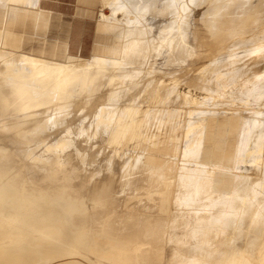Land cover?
<instances>
[{
    "label": "bare ground",
    "instance_id": "1",
    "mask_svg": "<svg viewBox=\"0 0 264 264\" xmlns=\"http://www.w3.org/2000/svg\"><path fill=\"white\" fill-rule=\"evenodd\" d=\"M191 1L103 0L109 53L59 58L12 28H42V0H0V264H264V0ZM182 77L232 102L197 121L215 175L177 184L180 139L133 140Z\"/></svg>",
    "mask_w": 264,
    "mask_h": 264
},
{
    "label": "rangeland",
    "instance_id": "2",
    "mask_svg": "<svg viewBox=\"0 0 264 264\" xmlns=\"http://www.w3.org/2000/svg\"><path fill=\"white\" fill-rule=\"evenodd\" d=\"M190 2L192 1L190 0ZM42 5L52 8L55 11L54 16L48 28L39 29L37 31L33 28L30 29L31 32H39L41 36L27 41L25 43L26 49L29 51H36L37 45L39 42L43 41V37L46 36L48 41L52 44L56 42L64 43V41L67 40L69 49L74 53H80L83 55L82 57L92 55V50L98 36L97 23L100 19V13L104 11L110 14L113 10L112 6L104 5L103 0H42ZM118 11L121 17L127 16L132 19V23L135 22L138 17L137 15H139L136 11L127 10L121 5ZM31 13H33V11L29 14ZM29 16L30 15L23 16L12 25V28L17 29L23 26L22 24ZM2 25L5 27L4 23L0 22V26ZM100 32L101 45L96 51L100 53H109L104 49L105 45L113 43L116 40L115 36L102 30H100ZM170 34L175 33L171 31ZM177 35L179 34L171 36L167 41L174 40ZM59 58H65V56ZM205 61L206 63L204 65L206 69L212 71L216 70L210 59ZM161 69L162 67L160 66L159 69L158 66H154L153 71L155 70L157 74H163ZM169 75L170 74L167 75V80L176 82L174 78ZM204 86H207V84L202 77H199L197 80L192 79L190 83L185 86L186 89H191L202 96L201 100L198 102H193L191 99H183V95L178 94L176 90H174V88L183 90V77L176 85H171L170 88H163L162 91L166 96L161 98L162 100L159 104L167 106V111L159 112L155 119L153 117L143 118V125L136 128L137 137L133 141L136 143L137 147V138L144 131H147L148 135H150L151 138L149 139L151 142L164 139L166 136L170 135L180 139V156H178L176 162L181 172L174 173L172 176L177 184L180 183L179 180H181V184H183V177L185 176L197 175L199 178H208L215 175V172L212 173V171L209 170V166L204 164L207 161V151L205 148L206 139L204 131L202 127L197 124V121L202 120L207 115L214 114L219 109L227 108L232 102V99L230 89L228 91V88L222 89V86L218 85L213 92L206 90ZM142 98L143 97L136 98L134 103H139ZM189 107L193 108L194 113L191 121L195 122V124L189 135L183 136V129L176 128L173 121L170 119L171 116L174 117V119H178L175 118L178 114L177 111L181 110L180 113L183 114V108ZM231 142H234L232 136L230 137V143L227 141L224 144V147L228 148V151L231 148ZM126 147H128V145ZM160 153H162L163 156L167 155L170 158L172 157V153ZM229 162L230 161L226 159V163L228 164Z\"/></svg>",
    "mask_w": 264,
    "mask_h": 264
},
{
    "label": "crops",
    "instance_id": "3",
    "mask_svg": "<svg viewBox=\"0 0 264 264\" xmlns=\"http://www.w3.org/2000/svg\"><path fill=\"white\" fill-rule=\"evenodd\" d=\"M41 4H42V2H41ZM42 8L45 11H47V13H48V18H46L48 22L42 28H40V27L35 28L32 25H29L26 28L23 27V26L18 28L19 32H21L23 34L21 45L27 51H29V50L26 49L25 43L27 41L31 40L32 38L40 37L41 34L39 32H36V31L39 30V29L48 28L49 25H50V21L52 20V17L54 16L55 11L52 8L44 7L43 5H42ZM32 28L35 29L36 31L31 32L30 29H32ZM97 30H98V36H97V40L95 42V45L93 47L92 54L94 52H96L98 47H100V45H101V41H100L101 32L98 29V23H97ZM29 52H33V53H36V54H42V55H45V56H56V57H62L65 54H78V55H81L80 53H74V52H72L69 49L67 40H65L64 43L56 42V43L52 44V43H50L48 41L46 36L43 37V41L39 42V44L36 47V51H29ZM81 56H83V55H81Z\"/></svg>",
    "mask_w": 264,
    "mask_h": 264
}]
</instances>
